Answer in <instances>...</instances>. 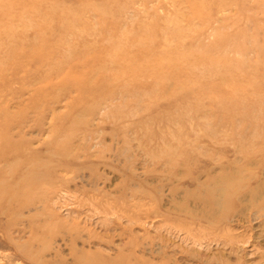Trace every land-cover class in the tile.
<instances>
[{"label": "rangeland", "instance_id": "374dc122", "mask_svg": "<svg viewBox=\"0 0 264 264\" xmlns=\"http://www.w3.org/2000/svg\"><path fill=\"white\" fill-rule=\"evenodd\" d=\"M0 264H264V0H0Z\"/></svg>", "mask_w": 264, "mask_h": 264}]
</instances>
